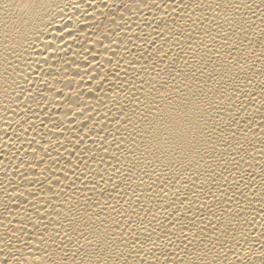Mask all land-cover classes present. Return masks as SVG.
I'll return each instance as SVG.
<instances>
[{
  "label": "bare ground",
  "instance_id": "6f19581e",
  "mask_svg": "<svg viewBox=\"0 0 264 264\" xmlns=\"http://www.w3.org/2000/svg\"><path fill=\"white\" fill-rule=\"evenodd\" d=\"M0 264H264V0H0Z\"/></svg>",
  "mask_w": 264,
  "mask_h": 264
}]
</instances>
